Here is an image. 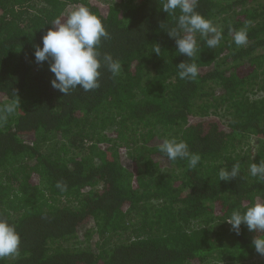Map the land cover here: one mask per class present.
I'll return each instance as SVG.
<instances>
[{
  "label": "trees",
  "instance_id": "obj_1",
  "mask_svg": "<svg viewBox=\"0 0 264 264\" xmlns=\"http://www.w3.org/2000/svg\"><path fill=\"white\" fill-rule=\"evenodd\" d=\"M163 2L0 0V109L19 101L0 119V217L20 236L0 264H264L259 234L226 221L264 197L249 173L264 161V0H198L223 38L213 49L197 33L191 58L169 35L180 11ZM80 5L122 68L64 95L34 50ZM181 62L197 64L195 80L179 78ZM171 138L199 154L195 168L159 150ZM236 163L238 176L220 180Z\"/></svg>",
  "mask_w": 264,
  "mask_h": 264
},
{
  "label": "clouds",
  "instance_id": "obj_2",
  "mask_svg": "<svg viewBox=\"0 0 264 264\" xmlns=\"http://www.w3.org/2000/svg\"><path fill=\"white\" fill-rule=\"evenodd\" d=\"M197 4L198 0H164L162 3V9L167 14L175 13L177 9L180 11V15L176 17L177 27L169 35L175 38L178 52L189 58L193 57L197 51V33L206 38L207 46L213 49L223 38L222 30L196 11ZM50 25L51 27L41 38L42 47H35L34 57L38 64L49 62V70L54 74V78L50 81L52 88L64 95H68L78 86L88 92L100 87L102 66L106 67L113 76L120 73L121 63L113 59L111 54L102 55L99 51L101 39H107L109 33L101 19L87 6L75 7ZM247 39L246 30L234 32L233 41L237 46L246 44ZM177 68L178 76L182 80H195L199 75V69L194 62H181ZM18 107V99L5 105L3 109H0V119H6L7 115L14 113ZM159 150L171 161L177 158L186 159L190 168H195L200 160L199 154L189 151L185 141H178L176 138L165 139ZM239 172L240 164L236 163L231 170H221L219 178L222 181H228L236 178ZM249 173L253 177L264 180V161L252 163ZM226 221L237 235L240 234L242 223L249 231L257 232L259 235L253 239L252 243L256 252L264 255V197L243 212L239 209L233 210ZM19 245L20 236L15 226L7 219L0 217V258L15 255Z\"/></svg>",
  "mask_w": 264,
  "mask_h": 264
},
{
  "label": "rangeland",
  "instance_id": "obj_3",
  "mask_svg": "<svg viewBox=\"0 0 264 264\" xmlns=\"http://www.w3.org/2000/svg\"><path fill=\"white\" fill-rule=\"evenodd\" d=\"M95 240H93V242H94Z\"/></svg>",
  "mask_w": 264,
  "mask_h": 264
},
{
  "label": "bare ground",
  "instance_id": "obj_4",
  "mask_svg": "<svg viewBox=\"0 0 264 264\" xmlns=\"http://www.w3.org/2000/svg\"><path fill=\"white\" fill-rule=\"evenodd\" d=\"M263 85V84H262ZM257 91V90H256Z\"/></svg>",
  "mask_w": 264,
  "mask_h": 264
}]
</instances>
